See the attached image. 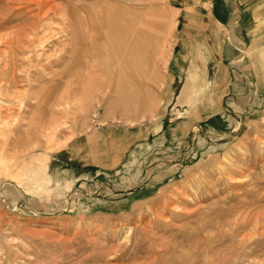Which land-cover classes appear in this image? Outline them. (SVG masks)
Wrapping results in <instances>:
<instances>
[{
    "label": "rangeland",
    "instance_id": "374dc122",
    "mask_svg": "<svg viewBox=\"0 0 264 264\" xmlns=\"http://www.w3.org/2000/svg\"><path fill=\"white\" fill-rule=\"evenodd\" d=\"M0 264H264V0H0Z\"/></svg>",
    "mask_w": 264,
    "mask_h": 264
},
{
    "label": "bare ground",
    "instance_id": "6f19581e",
    "mask_svg": "<svg viewBox=\"0 0 264 264\" xmlns=\"http://www.w3.org/2000/svg\"><path fill=\"white\" fill-rule=\"evenodd\" d=\"M212 41V40H211ZM42 43V42H41ZM14 45V44H13ZM41 46V45H40ZM240 49L242 50V54H245V52H244V47L243 46H241L240 47ZM211 52V51H210ZM242 57V56H241ZM82 73H86L85 71H82ZM86 75V74H85ZM80 77H81V75H80ZM44 99V98H43ZM7 188H10V189H17V185H13L12 183H8V185H7ZM20 193V192H19Z\"/></svg>",
    "mask_w": 264,
    "mask_h": 264
},
{
    "label": "crops",
    "instance_id": "0c3cea01",
    "mask_svg": "<svg viewBox=\"0 0 264 264\" xmlns=\"http://www.w3.org/2000/svg\"><path fill=\"white\" fill-rule=\"evenodd\" d=\"M209 34L211 35V34H213V32L209 30ZM207 39H208V35H207ZM211 53H212V52H211ZM213 54H214V53H213Z\"/></svg>",
    "mask_w": 264,
    "mask_h": 264
}]
</instances>
